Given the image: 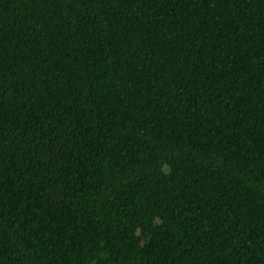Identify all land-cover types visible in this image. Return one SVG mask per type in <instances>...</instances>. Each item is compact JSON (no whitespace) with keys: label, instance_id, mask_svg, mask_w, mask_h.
<instances>
[{"label":"trees","instance_id":"trees-1","mask_svg":"<svg viewBox=\"0 0 264 264\" xmlns=\"http://www.w3.org/2000/svg\"><path fill=\"white\" fill-rule=\"evenodd\" d=\"M0 264H264V0H0Z\"/></svg>","mask_w":264,"mask_h":264}]
</instances>
